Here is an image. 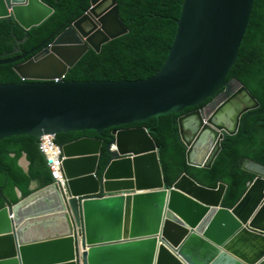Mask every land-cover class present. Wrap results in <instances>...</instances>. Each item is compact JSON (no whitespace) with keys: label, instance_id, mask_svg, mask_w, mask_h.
Returning a JSON list of instances; mask_svg holds the SVG:
<instances>
[{"label":"water","instance_id":"water-1","mask_svg":"<svg viewBox=\"0 0 264 264\" xmlns=\"http://www.w3.org/2000/svg\"><path fill=\"white\" fill-rule=\"evenodd\" d=\"M109 1L93 0L98 5L93 12ZM112 1L109 37L97 39L86 32L87 16L73 24L98 52L127 33L117 0ZM254 3L183 0L168 57L145 80L63 81L74 67L73 52L78 61L89 50L70 28L51 46L42 43L0 61V66L15 64L37 52L14 67L30 82L0 84V141L90 130L102 135L197 107L178 119L179 135L187 165L211 169L222 144L239 133L250 137L262 121L246 132L248 121L264 115L245 86L237 79L226 81ZM53 14L42 0H0V19L13 17L26 32ZM207 100L211 102L202 107ZM114 144L118 152L111 151ZM103 145V140L87 137L65 145L64 187L54 180L0 209V264H264L263 164L244 161L242 170L254 180L227 209L222 206L227 190L223 183L210 189L183 174L166 185L160 150L149 129L115 130L107 146L111 159L100 176ZM20 164L28 172L25 155Z\"/></svg>","mask_w":264,"mask_h":264},{"label":"trees","instance_id":"trees-1","mask_svg":"<svg viewBox=\"0 0 264 264\" xmlns=\"http://www.w3.org/2000/svg\"><path fill=\"white\" fill-rule=\"evenodd\" d=\"M55 13L41 26L25 32L12 18L0 19V60L19 57L46 42L58 30H64L90 8L91 0H42ZM183 0H119L123 23L129 33L104 46L101 54L90 51L68 75L73 81L145 80L153 77L165 63L173 44L181 14ZM52 40H50L51 42ZM17 49V52H14ZM32 56H28L25 62ZM17 64L0 66V83H20L14 71ZM238 79L260 101L264 102V0H256L252 18L242 43L238 60L227 81ZM192 109H187L184 113ZM178 115L152 118L136 124L148 128L160 149L161 166L167 186H172L183 174L198 184L215 189L220 183L227 185L222 206L232 209L242 198L254 176L243 171L242 165L250 159L264 165V123L255 127L246 137L239 133L227 139L211 169L195 168L186 163V147L180 141L175 125ZM264 116L252 117L246 126L249 132L255 122ZM125 126L119 129L133 127ZM112 130L99 136L97 132L58 135L56 142L66 145L83 137L104 140L102 175L111 156L107 150ZM26 154L28 172L19 165ZM38 189L53 184L51 171L42 155L36 138L12 137L0 141V209L12 206L29 197ZM17 190L22 198L18 197Z\"/></svg>","mask_w":264,"mask_h":264},{"label":"clouds","instance_id":"clouds-1","mask_svg":"<svg viewBox=\"0 0 264 264\" xmlns=\"http://www.w3.org/2000/svg\"><path fill=\"white\" fill-rule=\"evenodd\" d=\"M256 1V0H255ZM112 3H113V1L112 0H110L105 6H103V7H101V8H99V9H97L96 10V12H93V9H95L98 5H93V0H91V6H90V8L84 13V15L82 16V17H80L79 19H76V20H74L73 22H71V24L67 27V28H65L64 30H58L53 36H51L46 42H44L46 45H45V47H48V46H51V44L54 42V40L56 39V37L57 36H59L61 33H63L66 29H68V28H70V29H73V30H75V32L77 33V35L82 39V41H83V43H85V44H83V45H87V46H89V50L84 54V55H81V57H80V59L78 60V61H76V59H77V57H78V54H77V51L76 52H73V54H74V60H75V63H74V67L70 70V72L66 75V76H64L63 78H62V80L63 81H65V82H78V83H94V82H116V83H122V82H133V81H129V80H123V81H77V80H73V81H70V80H68V75L76 68V66L78 65V64H80L81 62H82V60L85 58V56L90 52V51H94L95 53H97V54H101L102 52H103V49H104V46H106L107 44H109V43H111V42H113V41H115V40H117V39H120V38H122L123 36H125V35H127L128 33H129V29L126 27V25L123 23V21H122V17H121V10H120V6H119V0H117V6L119 7V11H120V18H121V21H122V24L125 26V28L127 29V33L125 34V35H122V36H120V37H118V38H116V39H112L110 42H108V43H106V44H104L103 46H102V50H101V52H98L90 43H87V38H84L83 36H82V33H81V31L76 27V26H73V24H75V23H78L80 20H82L83 18H85L86 16L88 17V20H86L85 22H84V24H83V29L86 31V32H92V34H94V36L97 38V39H101L104 35H106V36H110L109 35V33H108V30L110 29V25H111V22H112V18H111V16H110V12L114 9V7L115 6H112L111 7V5H112ZM183 3V2H182ZM46 4V3H45ZM254 5H255V3H254ZM49 6V5H48ZM50 7V6H49ZM52 8V7H51ZM53 9V8H52ZM181 9H182V6H181ZM54 10V9H53ZM253 10H254V8H253ZM54 13H55V10H54ZM252 14H253V12H252ZM108 15V16H107ZM105 16H107V17H105ZM105 17V18H104ZM9 18H12L13 20H14V18L13 17H9ZM104 18V20L102 21V19ZM180 18V17H179ZM251 18H252V16H251ZM5 19V18H4ZM48 20V19H47ZM46 20V21H47ZM179 20V19H178ZM177 20V21H178ZM15 21V20H14ZM45 21V22H46ZM251 21V20H250ZM16 23V22H15ZM250 24V23H249ZM16 25H18V24H16ZM19 26V25H18ZM41 26V25H40ZM176 26H177V22H176ZM20 27V26H19ZM249 27V26H248ZM22 28V27H21ZM37 28V27H36ZM23 29V28H22ZM34 29V28H33ZM24 30V29H23ZM25 31V30H24ZM31 31V30H30ZM26 32V31H25ZM29 32V31H28ZM50 40H52L51 42H50ZM244 41V40H243ZM43 43V44H44ZM82 44H77V45H82ZM241 49V48H240ZM16 50V52L18 51L17 49H15ZM27 53V52H26ZM37 53V52H36ZM36 53H34L33 55H30V56H32L31 58H33L34 56H35V54ZM25 54V53H24ZM239 54H240V52H239ZM16 58V57H15ZM27 58V57H26ZM25 58V59H26ZM30 58V59H31ZM13 59V58H12ZM25 59H23V60H25ZM30 59H28V60H30ZM6 60H8V59H6ZM28 60H26V61H28ZM238 60V59H237ZM0 61H2V60H0ZM22 61V60H21ZM25 61V62H26ZM25 62H23V63H25ZM19 63V62H18ZM18 63H15V64H17L18 65ZM20 64H22V63H20ZM16 66V65H15ZM14 66V67H15ZM234 67V66H233ZM15 71V70H14ZM17 74V73H16ZM18 75V74H17ZM19 76V75H18ZM228 77V76H227ZM20 78V77H19ZM148 79V78H147ZM233 79H236V78H233ZM20 80H21V82L20 83H7V84H21V83H26V82H30V81H26V80H22L21 78H20ZM232 80V79H231ZM238 80V79H237ZM54 82H60L61 81V79H54L53 80ZM134 81H138V80H134ZM226 81H227V79H226ZM228 81H230V80H228ZM239 81V80H238ZM240 82V81H239ZM241 83V82H240ZM0 84H5V83H0ZM242 84V83H241ZM243 85V84H242ZM244 86V85H243ZM247 88V87H246ZM250 92V91H249ZM251 93V92H250ZM252 94V93H251ZM253 95V94H252ZM254 96V95H253ZM255 97V96H254ZM255 99L260 103V105H261V107H260V109H263L264 108V102L262 103V102H260L256 97H255ZM211 102V100H207V102L206 103H204V104H202L201 106L202 107H204V106H206L207 104H209ZM187 109H192V110H190L189 112H186V113H184ZM187 109H185L182 113H180V114H171V115H178L179 116V118L181 117V116H184V115H186V114H188V113H190V112H192V111H194V110H197L198 108L197 107H194V108H187ZM168 116H170V115H168ZM262 116H264V115H262ZM164 117H166V116H164ZM159 118H161V117H159ZM178 118V119H179ZM150 119H152V118H150ZM149 119V120H150ZM178 119H177V121H178ZM148 120V121H149ZM147 121V122H148ZM258 121H262L261 123H264V120H258ZM257 121V122H258ZM147 122H145V123H147ZM256 123V122H255ZM140 124H142V123H140ZM260 124V123H259ZM134 125H136V124H134ZM176 126H177V128H178V125H177V122H176V124H175ZM128 126H133V125H128ZM120 127H125V126H120ZM120 127H118V128H111V129H108V130H112L111 131V136H110V143H111V140H112V138H113V132L115 131V130H117V131H120V130H123V129H128V128H134V127H142V126H133V127H128V128H123V129H119ZM142 128H145V127H142ZM146 129H148V128H146ZM91 131H95V130H90V131H85V132H91ZM105 131H107V130H105ZM104 131V132H105ZM95 132H97V131H95ZM104 132H103V134H104ZM250 132V131H249ZM72 133H80V132H72ZM62 134H65V133H62ZM69 134V133H68ZM97 134H98V132H97ZM103 134L102 135H99V136H103ZM178 134H179V128H178ZM60 135V134H59ZM150 136H151V132H150ZM58 137V136H57ZM179 137H180V135H179ZM35 138V137H34ZM47 138H49V139H51V140H53L54 141V144L60 149V151H61V153H62V155H61V157H60V161L62 162V166H61V168H60V176L56 179V178H54V176H53V174H52V168H51V165H50V162H49V155L44 151V144H45V140L47 139ZM83 138H85V137H83ZM87 138H92V137H87ZM151 138H152V136H151ZM56 137L54 136V135H50V134H46V135H43L41 138H39L38 140H37V138H36V140H37V145H39V147H40V150H41V153H42V155L45 157V159H46V161H47V164H48V167H49V169H50V171H51V175H52V178H53V181L54 180H56V181H59L58 183L60 184V186L61 187H64V180H63V177H62V175H63V173H62V171H63V166H64V160H65V155H64V151H63V147L65 146V145H59L57 142H56ZM80 139H82V138H80ZM80 139H78V140H80ZM93 139H98V138H93ZM153 139V138H152ZM99 140H102V139H99ZM154 140V139H153ZM77 141V140H76ZM180 141H181V139H180ZM74 142V141H73ZM103 142H104V140H103ZM155 142V141H154ZM182 142V141H181ZM72 143V142H71ZM109 143V144H110ZM183 143V142H182ZM69 144V143H68ZM104 144H105V142H104ZM108 144V145H109ZM156 144V143H155ZM67 145V144H66ZM107 145V146H108ZM223 145V144H222ZM157 146V145H156ZM185 146V145H184ZM103 147H104V145H103ZM102 150H103V148H102ZM160 150V149H159ZM111 151L112 152H118V149H117V147H116V144H114L113 146H112V149H111ZM109 152V151H108ZM186 153H187V149H186ZM109 154H111L110 152H109ZM25 156H26V154H24ZM23 155V156H24ZM23 156H22V158H23ZM21 158V159H22ZM101 158H102V156H101ZM21 159H20V161H21ZM26 159H27V156H26ZM20 161H19V165L23 168V166L20 164ZM27 161H28V159H27ZM29 162V161H28ZM160 162H161V160H160ZM30 164V163H29ZM100 167H101V161H100ZM24 169V168H23ZM28 169H29V167H28ZM106 169V168H105ZM25 171V170H24ZM26 172V171H25ZM101 176V175H100ZM182 176V175H181ZM188 176V175H187ZM165 179V178H164ZM192 179V178H191ZM252 183V182H251ZM224 184V183H223ZM37 187L35 188V189H33V187H32V189L36 192L37 191V189H38V185L37 184H35ZM52 185V184H51ZM167 185V184H166ZM200 185V184H199ZM226 185V184H225ZM250 185V184H249ZM34 186V185H33ZM202 186V185H201ZM218 187V186H217ZM43 189V188H42ZM211 189V188H210ZM216 189V188H215ZM227 191V190H226ZM19 197V196H18ZM20 198H22V197H20ZM13 206V205H12ZM6 207V206H5ZM4 208V207H3Z\"/></svg>","mask_w":264,"mask_h":264},{"label":"built area","instance_id":"built-area-1","mask_svg":"<svg viewBox=\"0 0 264 264\" xmlns=\"http://www.w3.org/2000/svg\"><path fill=\"white\" fill-rule=\"evenodd\" d=\"M44 151L49 155L48 158L52 168V174L57 179L60 176V168L62 166V162L60 161L62 153L54 144V141L49 138L45 140Z\"/></svg>","mask_w":264,"mask_h":264}]
</instances>
